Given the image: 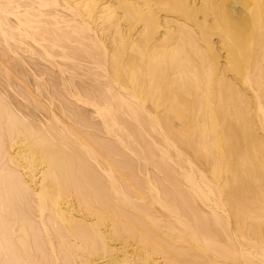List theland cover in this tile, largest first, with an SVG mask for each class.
I'll return each mask as SVG.
<instances>
[{
	"label": "bare ground",
	"instance_id": "obj_1",
	"mask_svg": "<svg viewBox=\"0 0 264 264\" xmlns=\"http://www.w3.org/2000/svg\"><path fill=\"white\" fill-rule=\"evenodd\" d=\"M0 264H264V0H0Z\"/></svg>",
	"mask_w": 264,
	"mask_h": 264
}]
</instances>
